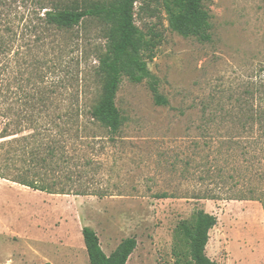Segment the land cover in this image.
Here are the masks:
<instances>
[{"label":"rangeland","instance_id":"374dc122","mask_svg":"<svg viewBox=\"0 0 264 264\" xmlns=\"http://www.w3.org/2000/svg\"><path fill=\"white\" fill-rule=\"evenodd\" d=\"M51 1L83 8L116 0H0V264H90L84 226L97 233L105 253L135 237L126 264H173L177 227L198 209L217 219L205 249L210 259L264 264L260 200L190 198L213 186L194 178V165L241 159L216 154L218 141L239 139L243 123L264 126V0H203L211 25L203 42L170 27L162 0H137L134 23L154 42L146 64L167 103H155L147 79L122 74L115 103L123 122L116 132L89 114L102 94L99 58L111 23L87 17L71 28L52 27L44 15ZM147 53L141 49L142 59ZM73 109L80 112L79 137L61 136L79 158L77 167L74 159L66 164L65 175L81 171L77 188L108 194H49L11 181L27 167L21 147H35L14 140L64 126L57 115Z\"/></svg>","mask_w":264,"mask_h":264},{"label":"trees","instance_id":"16d2710c","mask_svg":"<svg viewBox=\"0 0 264 264\" xmlns=\"http://www.w3.org/2000/svg\"><path fill=\"white\" fill-rule=\"evenodd\" d=\"M136 1L116 0L107 5L94 3L83 8L58 5L51 1L50 7H43L46 8L44 13L46 23L55 28H71L87 17H99L110 21L111 29L106 52L99 58L98 66V71L104 74L102 94L89 114L93 120L111 132H116L123 122L115 103L116 92L123 77L122 74L127 75L135 82L147 79L155 103L158 105L167 103L164 96L159 93L156 77L149 71L146 64V59L151 60L153 58L151 48L154 42L151 38L145 37L144 33L142 34L134 23ZM202 1L162 0L170 27L184 37L193 36L202 42L209 40L211 36L210 16L203 7ZM142 48L143 51H148L146 57L143 54V59L141 57ZM64 68L66 79L71 74V68L68 66ZM62 83L61 81L60 85ZM52 87L55 86L52 85ZM249 112L251 114L248 118H255V115L252 114L253 110ZM79 114L78 109L68 110L57 115L58 118L62 119V123L64 122V126L55 130L34 132L14 140L20 145L27 141H33L35 147L34 149L21 147L23 161L27 162V167L11 181L49 194L72 193L106 196L108 194L106 191L92 190L88 193L77 188L78 182H81V171L69 170L66 175L64 172L66 164L70 160H76L74 161L75 167L78 165L79 156L76 153L69 154L65 150L66 140L63 139V136L76 132L75 126H78ZM22 130L19 129L16 134L21 133ZM240 130L242 135L239 139L228 137L218 141L214 148L218 155L224 153L226 157L232 158L231 156L236 154L241 159H229L225 166L215 163L217 165L214 167H211V162L208 161V166L202 169H198L199 164L194 165V178L200 183L209 181L213 186L192 194L190 198L197 200L257 199L261 201L264 209V126L260 125L255 128L253 123H243ZM54 135H58V137ZM73 136L79 137L77 132ZM47 137H50V140H47ZM205 144V146L208 145L207 142ZM195 146H198V143H195ZM221 149L224 151L221 152ZM229 162L233 165L230 166ZM88 163H92V161L84 162L86 165ZM190 164L191 162L187 161L185 167L188 168ZM172 165L176 166V164ZM187 168L184 171L189 176L192 173ZM60 172H64V175H59ZM74 174L77 176L75 180ZM60 176L71 182L68 187H65L68 184L67 181L64 183L59 180ZM152 196L156 198L176 197L174 193L168 192H155ZM216 222L217 219L213 214L202 209L195 211L191 221H181L177 227L172 250L173 264H216L206 255L205 250L209 240V231ZM81 234L90 264H126L137 246L135 237H126L117 244L110 254H106L97 233L93 229L84 226L81 229ZM182 243L185 244L184 250L181 247Z\"/></svg>","mask_w":264,"mask_h":264},{"label":"crops","instance_id":"0c3cea01","mask_svg":"<svg viewBox=\"0 0 264 264\" xmlns=\"http://www.w3.org/2000/svg\"><path fill=\"white\" fill-rule=\"evenodd\" d=\"M115 248V247H114ZM114 248L113 249H109L110 251H109V253H106V254H110L113 250H114ZM105 252V251H104Z\"/></svg>","mask_w":264,"mask_h":264}]
</instances>
